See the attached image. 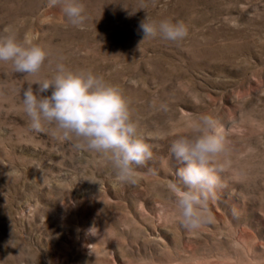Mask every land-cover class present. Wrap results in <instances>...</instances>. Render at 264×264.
<instances>
[{
  "label": "rangeland",
  "instance_id": "obj_1",
  "mask_svg": "<svg viewBox=\"0 0 264 264\" xmlns=\"http://www.w3.org/2000/svg\"><path fill=\"white\" fill-rule=\"evenodd\" d=\"M81 3L76 27L48 0H0V31H29L50 54L37 77L0 62V264H264V0ZM147 15L185 22L188 37L142 42ZM58 62L124 91L153 152L135 183L53 126L29 128L23 92ZM202 113L224 127L228 163L211 222L188 231L166 188L181 166L169 148Z\"/></svg>",
  "mask_w": 264,
  "mask_h": 264
},
{
  "label": "clouds",
  "instance_id": "obj_2",
  "mask_svg": "<svg viewBox=\"0 0 264 264\" xmlns=\"http://www.w3.org/2000/svg\"><path fill=\"white\" fill-rule=\"evenodd\" d=\"M48 7H59L73 26L80 27L85 21L81 0H48ZM50 19L45 17L44 21ZM140 29L142 42L157 35L180 42L189 35L183 21H156L148 15ZM35 39L29 31L21 34L13 25L5 26L0 31V62L10 64L15 72L37 77L50 54ZM49 90L51 94L44 95ZM22 109L30 129L40 132L53 126L54 135L75 139L76 147L106 156L119 181L135 183L137 169L153 158L152 147L134 119L122 88L89 69H71L58 62L51 78L29 81ZM160 109L167 112L168 105L162 102ZM227 144L224 127L211 113L188 121L186 132L171 141L169 152L181 166L176 172L178 180H170L166 188L173 198L174 211L188 231L212 220L209 203L216 198L218 172L228 163ZM96 233L93 225L89 234Z\"/></svg>",
  "mask_w": 264,
  "mask_h": 264
}]
</instances>
